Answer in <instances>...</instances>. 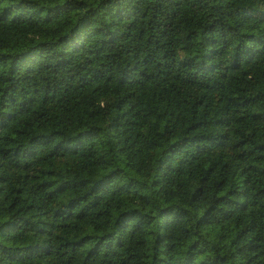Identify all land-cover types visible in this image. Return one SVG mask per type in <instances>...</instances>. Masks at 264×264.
Wrapping results in <instances>:
<instances>
[{
  "label": "trees",
  "instance_id": "1",
  "mask_svg": "<svg viewBox=\"0 0 264 264\" xmlns=\"http://www.w3.org/2000/svg\"><path fill=\"white\" fill-rule=\"evenodd\" d=\"M0 264H264V0H0Z\"/></svg>",
  "mask_w": 264,
  "mask_h": 264
}]
</instances>
